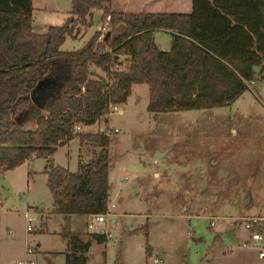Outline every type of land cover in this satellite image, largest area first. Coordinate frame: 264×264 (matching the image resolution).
<instances>
[{
    "label": "trees",
    "instance_id": "16d2710c",
    "mask_svg": "<svg viewBox=\"0 0 264 264\" xmlns=\"http://www.w3.org/2000/svg\"><path fill=\"white\" fill-rule=\"evenodd\" d=\"M110 1L70 0L64 22L37 35L31 0H0V174L44 161L49 214L63 222V264H85L89 246L71 232L70 220L106 214L108 202V138L82 128L138 85L147 87V113L224 108L255 80L254 68L263 69L264 0H191L188 14L121 13ZM93 10L101 21L109 17L100 46L110 53L96 51L97 32L80 49L59 51L66 37L91 24ZM157 30L168 32L167 51L154 43ZM122 62L125 68L115 70ZM72 140L78 148L69 172L51 156Z\"/></svg>",
    "mask_w": 264,
    "mask_h": 264
},
{
    "label": "rangeland",
    "instance_id": "374dc122",
    "mask_svg": "<svg viewBox=\"0 0 264 264\" xmlns=\"http://www.w3.org/2000/svg\"><path fill=\"white\" fill-rule=\"evenodd\" d=\"M45 2L55 13L35 10L37 34L60 26L69 7L65 0H34L33 7ZM101 22V12L93 10L91 24L58 50L80 49ZM154 43L167 51L169 36L154 33ZM146 104L147 87L133 86L121 114L82 128L111 131L106 182L112 207L91 232L85 228L89 218L70 220L71 232L89 243L85 264H263L256 244L241 245L264 232V69L224 108L147 113ZM77 148L76 140L57 148L52 164L74 172ZM43 166L33 159L0 174V264L23 261L27 247L34 264H63L65 246L56 234L63 222L49 214ZM22 213L32 220L31 232ZM94 235L105 240L96 243Z\"/></svg>",
    "mask_w": 264,
    "mask_h": 264
},
{
    "label": "crops",
    "instance_id": "0c3cea01",
    "mask_svg": "<svg viewBox=\"0 0 264 264\" xmlns=\"http://www.w3.org/2000/svg\"><path fill=\"white\" fill-rule=\"evenodd\" d=\"M33 1L34 0H31V8H32L31 20L33 19L32 16H33L35 10L37 12H39V13L43 12L46 15H49L51 13H55V11H54L55 9H53V7H48L50 4H48L46 2H45V4H46L45 7H40V8L35 9L33 7ZM65 1L68 3L69 7H68V9L66 11H62L63 12L61 14V20H63L62 23L67 18V12L69 11V8H70V0H65ZM110 6H111V8L114 11L121 12V13H131V14H143V13H151V14H171V13H173V14H188L191 11V0H111L110 1ZM47 12L49 14H47ZM32 25H33V21L31 23V31H33L32 30V27H33ZM48 27L49 26H47V27L45 26L44 30L46 31ZM157 32L168 34L167 31L162 32L160 30H157L156 33ZM33 33H35V32L33 31ZM39 33H41V32H39ZM39 33L38 34L35 33V34L42 35V33L41 34H39ZM77 33H76V35H77ZM256 78H257V75L255 76V79ZM254 81L249 82V83H253ZM249 83H247V87H248ZM85 228H86V225H85ZM35 250H36V253H40V252L37 251V250H39V245L38 244L36 245V249ZM28 258L30 260H32V258L30 256H28Z\"/></svg>",
    "mask_w": 264,
    "mask_h": 264
},
{
    "label": "built area",
    "instance_id": "2783aa9c",
    "mask_svg": "<svg viewBox=\"0 0 264 264\" xmlns=\"http://www.w3.org/2000/svg\"><path fill=\"white\" fill-rule=\"evenodd\" d=\"M108 21H109V17L106 16L103 21L100 24V28L98 29L97 33H98V37L96 39V44H98L100 46V44L102 43L103 40V36L107 31V27H108ZM96 51L101 54V53H105L107 52V54L110 53V50L107 47H103L101 48V46L99 48L96 49ZM116 60L118 62H120L121 60L119 59V56L116 58ZM121 68V66L115 65L114 69L119 71ZM123 112L122 109V104H109L107 106V110L106 113L103 115V118L113 115V114H121ZM79 128L78 127H74V131H78ZM111 131L106 130L105 132L103 131L102 133L104 135H108ZM117 131L115 129L112 130V133H116ZM112 206H107L106 207V214H107V210L108 208H110ZM22 218L24 220V224H25V231L26 232H31V218L28 217V215L26 213H22ZM88 222L86 223V230L91 232L94 230V228L96 226H102L104 224V217L102 215H97V216H92L89 217V219L87 220ZM247 229H250V226H247ZM107 237V236H106ZM261 243H263L261 245ZM254 244H256L259 248V253H258V258L259 260H263L264 261V232L263 233H255L252 234L251 237L247 240L244 241L242 243V247H252ZM33 253L32 249L30 247H27L25 249V255L27 256L23 261L17 262L15 264H34L32 260H30L28 258V256H30ZM152 264H161V261L159 259H153L152 260ZM264 264V263H263Z\"/></svg>",
    "mask_w": 264,
    "mask_h": 264
},
{
    "label": "water",
    "instance_id": "95a60500",
    "mask_svg": "<svg viewBox=\"0 0 264 264\" xmlns=\"http://www.w3.org/2000/svg\"><path fill=\"white\" fill-rule=\"evenodd\" d=\"M254 70H255V73H256V74H258V73H259V70H258V68H254Z\"/></svg>",
    "mask_w": 264,
    "mask_h": 264
}]
</instances>
